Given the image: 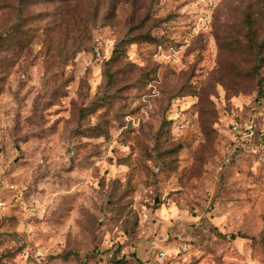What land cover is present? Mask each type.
Returning <instances> with one entry per match:
<instances>
[{
    "label": "rangeland",
    "instance_id": "obj_1",
    "mask_svg": "<svg viewBox=\"0 0 264 264\" xmlns=\"http://www.w3.org/2000/svg\"><path fill=\"white\" fill-rule=\"evenodd\" d=\"M257 53L264 0H0V264H264Z\"/></svg>",
    "mask_w": 264,
    "mask_h": 264
},
{
    "label": "built area",
    "instance_id": "obj_2",
    "mask_svg": "<svg viewBox=\"0 0 264 264\" xmlns=\"http://www.w3.org/2000/svg\"><path fill=\"white\" fill-rule=\"evenodd\" d=\"M229 130V147L230 153L222 159L223 164H227L230 155L239 152H249L256 147L264 148V101H260L257 106H252L248 116L243 120L232 119L228 124ZM259 132L260 136L257 137ZM222 168L220 165L219 169ZM5 209V203L0 200V213ZM113 253H109V258ZM158 256L162 257L163 253L159 252ZM120 258V257H119ZM114 264H144L143 262L128 261Z\"/></svg>",
    "mask_w": 264,
    "mask_h": 264
},
{
    "label": "trees",
    "instance_id": "obj_3",
    "mask_svg": "<svg viewBox=\"0 0 264 264\" xmlns=\"http://www.w3.org/2000/svg\"><path fill=\"white\" fill-rule=\"evenodd\" d=\"M251 33H252V26H251V23H250V26H249L248 32H247V34L249 35L250 40L252 39ZM262 45H263V43L257 44V46H259V47H261ZM256 58H258L257 59L258 61H262V60H264V55H262L261 53H257L256 54ZM260 101H264V99L263 98L262 99H257L256 100V103L254 104V106H257ZM243 119H245V118L240 117L238 120H243ZM257 134L258 135H257L256 138H258L260 136L259 132ZM244 155H245L244 152H239L237 154H234V155H232L231 161L234 158H236V157H240V156H244ZM232 236H234V235H232ZM241 236L246 237L245 235H241ZM263 238H264V234H263ZM112 259L114 260V263H121V262H128V261H130V260L124 259L123 257H120V258L119 257H115L114 255L111 258H109V260H112ZM133 261L141 262L139 259H135Z\"/></svg>",
    "mask_w": 264,
    "mask_h": 264
}]
</instances>
